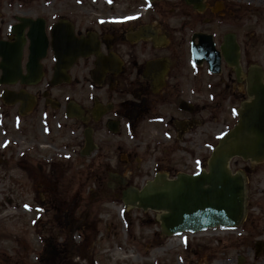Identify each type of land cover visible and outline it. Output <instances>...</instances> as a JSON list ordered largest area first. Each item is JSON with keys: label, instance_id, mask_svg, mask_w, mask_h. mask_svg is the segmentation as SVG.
Returning a JSON list of instances; mask_svg holds the SVG:
<instances>
[{"label": "flooded vegetation", "instance_id": "obj_1", "mask_svg": "<svg viewBox=\"0 0 264 264\" xmlns=\"http://www.w3.org/2000/svg\"><path fill=\"white\" fill-rule=\"evenodd\" d=\"M214 1L204 0L203 11L196 12L179 0L184 13L201 18L171 26L158 25L153 17L84 23L57 14L59 8L43 0L42 6L51 8L49 19L23 16L44 21L47 46L34 79L27 71L28 42L18 53L20 77L9 76L16 55L13 30L20 22L18 16L8 22L0 17V41L10 46L6 64L0 57V166L41 169V164L81 162L95 169L93 179H175L206 170L220 136L252 102L248 79L252 68L260 67L238 43L237 33L196 29L197 24L215 26L203 17ZM20 2L24 8L37 0ZM68 26L77 47H53L52 30L60 33ZM28 29H22L24 35ZM231 39L239 46L237 59L223 52ZM76 50L81 54L74 59ZM111 183V192L120 191V197L128 187L137 188L127 180ZM247 207L242 223L250 230L241 229L251 233L255 222ZM218 230L232 234L237 228ZM258 244L256 253L262 249Z\"/></svg>", "mask_w": 264, "mask_h": 264}, {"label": "rangeland", "instance_id": "obj_2", "mask_svg": "<svg viewBox=\"0 0 264 264\" xmlns=\"http://www.w3.org/2000/svg\"><path fill=\"white\" fill-rule=\"evenodd\" d=\"M20 1L0 0L5 22L12 16L51 17L43 0L24 8ZM49 1L59 8L57 14L84 23L153 17L158 25L179 26L201 18L184 13L179 0ZM203 17L215 26L196 29L237 33L253 64L264 67V0H215ZM40 167L0 166V264H264V162H230L233 173L246 177V203L255 222L251 233L241 223L232 234L212 229L171 237L161 233L157 213L126 209L120 191L108 189L109 179H93L96 171L86 164ZM150 180L127 179L137 188ZM258 243L262 249L256 253Z\"/></svg>", "mask_w": 264, "mask_h": 264}, {"label": "water", "instance_id": "obj_3", "mask_svg": "<svg viewBox=\"0 0 264 264\" xmlns=\"http://www.w3.org/2000/svg\"><path fill=\"white\" fill-rule=\"evenodd\" d=\"M194 9H203L202 0H186ZM21 26L13 32L16 34V55L13 58V70L8 75L20 77L18 53L25 40L22 28L30 26L26 34L29 41L30 64L27 66L29 78L39 74L38 62L44 55L46 38L44 23L20 18ZM52 31V46L57 43L77 44L71 28L57 33ZM0 43V56L5 58ZM238 47L234 40H227L223 52L229 58L237 59ZM79 52L72 55L73 58ZM5 63V62H4ZM4 71V69H3ZM248 93L253 98L246 103L238 115L234 128L223 135L217 147L212 151L207 163V170L194 175H179L176 179H152L141 190L127 189L122 196L126 206L136 207L142 211L159 213L158 221L161 231L166 236L183 233H199L216 227L231 228L237 226L244 216L245 189L244 179L240 174H232L229 163L233 158H241L252 163L264 161V85L258 68H253L248 79ZM120 184L123 179H116Z\"/></svg>", "mask_w": 264, "mask_h": 264}]
</instances>
